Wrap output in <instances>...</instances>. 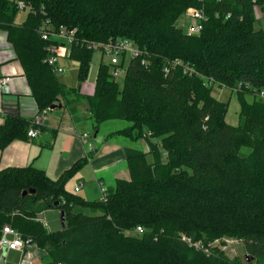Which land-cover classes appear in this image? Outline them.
Wrapping results in <instances>:
<instances>
[{
    "label": "trees",
    "instance_id": "trees-1",
    "mask_svg": "<svg viewBox=\"0 0 264 264\" xmlns=\"http://www.w3.org/2000/svg\"><path fill=\"white\" fill-rule=\"evenodd\" d=\"M18 3L28 11L21 25L15 24ZM191 8L206 16L197 35L176 25ZM258 8L264 14V0H0V30L38 112L60 104L73 114L83 101L95 133L102 124L126 122L109 137L131 145L144 140L149 148L127 159L129 180H117L98 202L66 189L87 157L57 180L33 166L1 170L0 239L10 227L51 264H264V101L258 98L264 27L257 26ZM45 23L76 31L69 59L79 64L80 82L89 70L90 44L128 40L141 54L128 61L121 87L101 63L94 94L84 96L45 64L52 43L41 38ZM175 61L193 72L184 73ZM215 87L236 95L237 126L226 122L230 102L215 98ZM30 128L31 121L8 116L0 151L28 141ZM50 211L59 215L57 230L38 219ZM224 239L244 246L245 263L211 247Z\"/></svg>",
    "mask_w": 264,
    "mask_h": 264
},
{
    "label": "crops",
    "instance_id": "crops-1",
    "mask_svg": "<svg viewBox=\"0 0 264 264\" xmlns=\"http://www.w3.org/2000/svg\"><path fill=\"white\" fill-rule=\"evenodd\" d=\"M20 11H25L28 15L27 10ZM27 15L21 23H17L15 18V24L21 25ZM4 80H7V83L3 89L0 88V127L11 115H18L28 121L34 119L38 114V108L31 95L23 68L7 40L6 32L0 30V86ZM63 116L67 118L66 122L62 121ZM45 118V125L36 138H28V141H15L5 150L0 151V171L7 168L33 166L44 171L51 179L57 180L78 160L87 157L100 187L108 189L114 187L117 180H129L127 168L129 157L148 153L149 150L147 145L144 151L135 152L132 150L133 145L128 146L126 142L120 143L118 138H110L111 133L119 130L116 129L104 140L105 143L114 146L108 148L107 152L99 153L96 141L91 142L88 138L87 127L89 124L92 125V122L89 119L85 102L77 104L73 114L68 108L62 106L61 109L46 111ZM98 134L99 131L94 137L95 140ZM122 147L125 148L124 151ZM100 166L104 167L97 170ZM74 182V190L79 183H82L81 190H83L84 183L80 179ZM43 215H46L44 225L48 230L60 228L58 213L50 211ZM19 261L20 253L18 252H0V264H18Z\"/></svg>",
    "mask_w": 264,
    "mask_h": 264
},
{
    "label": "built area",
    "instance_id": "built-area-1",
    "mask_svg": "<svg viewBox=\"0 0 264 264\" xmlns=\"http://www.w3.org/2000/svg\"><path fill=\"white\" fill-rule=\"evenodd\" d=\"M203 2L204 0H198ZM222 1V0H216ZM18 8L23 10L26 8L24 3H18ZM189 18L192 19L193 24L189 26L191 32H188L190 35H197L202 31V24L206 20L205 13L203 9L191 8L186 13ZM40 35L43 41L52 42L46 48V58L44 60L45 64L52 70L56 76H60L66 73L67 69L60 66L61 59H69L70 56V47L76 40V31L67 30L64 27L59 29H53L48 23H45V26L40 29ZM88 48L97 51H100L102 54H105L109 57V67L110 74L115 81L123 80L126 75L127 63L130 59L138 57L141 52L140 50L133 45L132 42L128 40H118L114 42H109L107 44H90ZM175 65L182 67L184 73L193 71L189 70L188 67H183V64L179 61H175ZM167 72V70H166ZM7 83V80H4L1 83L0 88H4ZM237 91L241 90V87L235 89ZM258 98L264 100V91H261L258 94ZM46 118L45 112H38L34 119L31 120V128L28 130V137L34 139L38 136L39 130L38 127H43L45 125ZM86 137V136H85ZM82 183H79L75 188L74 192L78 193L82 188ZM105 188L101 187V193L103 199L106 196ZM137 233L141 232L140 228H137ZM182 241L188 244L189 246L200 250L198 243L193 244L190 239L183 237ZM235 240L224 239L222 241L214 242L211 247H217L222 252H225L227 256L231 259L235 258L229 256V253L232 250V246L235 243ZM33 249H37L28 239L21 238L16 232H14L10 227H4L2 230V237L0 239V252H18L20 253V261L18 264H33ZM32 250V251H31ZM205 253H209L208 249L204 250Z\"/></svg>",
    "mask_w": 264,
    "mask_h": 264
},
{
    "label": "rangeland",
    "instance_id": "rangeland-1",
    "mask_svg": "<svg viewBox=\"0 0 264 264\" xmlns=\"http://www.w3.org/2000/svg\"><path fill=\"white\" fill-rule=\"evenodd\" d=\"M255 13H256L257 20H258V25H257L258 28L264 27V14L259 10V8L256 9ZM26 15H27V12L19 11L16 16L17 23L19 22L21 23L23 19H25ZM191 24H193V21L191 18H189L187 14L182 16L176 23L177 27H179L180 29H182L183 31L187 33L191 32L189 29V26ZM101 63L108 64L109 57H107L105 54H102L100 51L94 50L92 57H91L89 70L86 75V78L83 82H80L79 77H78L79 75L78 62L73 59H61L60 66L65 67L67 71L65 74L58 76L59 80L61 83H63L69 88L78 89L80 93L84 96H92L95 92L97 72H98L99 65ZM118 84L121 87L123 85V80H119ZM214 97L223 102L225 101L230 102V107H229V111L226 117V122L231 126H237L238 125V113H239L240 107H239V103L237 101L236 95L226 89L215 87ZM248 99L251 100L252 98H248ZM82 103H83L82 101L77 102V104H82ZM62 121L66 122L67 118L63 116ZM127 126L128 124L122 121L108 122V123L102 124L98 130L99 131L98 138L97 140H95L94 139L95 131L92 125L89 124L87 127V130L89 132L88 134L89 141L91 142L96 141L99 153H101L102 151H106L108 150V148H111L112 146H114L113 144L105 143L104 142V140L106 139L105 137H107L109 133L115 131L116 129H123ZM118 140L120 143L126 142L125 140H122V139H118ZM111 142H115V141H111ZM155 142L159 143L158 140H156ZM126 144H128V146H131V143H129L128 141L126 142ZM132 145H133L132 150H134L135 152L144 151L145 148L147 147V143L144 140L139 141L138 143L132 144ZM148 160L151 161V156H148ZM101 167H104V166L97 167V170H101L102 169ZM93 171L94 169L91 167L90 162H88L82 169H80V171L72 179L69 180L67 184V190L71 193H75L73 192L74 183H75L74 181H77L78 179H80L81 182L84 183V188L83 190H81L80 193L78 194L75 193V194L89 202L101 201L103 199V195L101 193L100 183L95 177V174ZM45 216L40 215L38 217L39 221H41L43 224H46L45 222L46 218H44ZM46 229L48 230V228ZM232 250L233 251L229 253V256L231 257L235 256L241 259L243 263H245L246 252H245L244 246L237 243L236 241L232 246ZM32 252H33L32 254L33 264H51V258L45 252H41L38 249H33Z\"/></svg>",
    "mask_w": 264,
    "mask_h": 264
},
{
    "label": "water",
    "instance_id": "water-1",
    "mask_svg": "<svg viewBox=\"0 0 264 264\" xmlns=\"http://www.w3.org/2000/svg\"><path fill=\"white\" fill-rule=\"evenodd\" d=\"M61 108H62V105H60V104H56V105L51 106L50 110L53 111V110L61 109ZM96 135H97V133H95L94 137H96ZM30 193L33 194L34 191H31ZM26 194H27V192H24L23 195H26ZM61 227L64 228V225H62ZM245 258L247 259V257H245Z\"/></svg>",
    "mask_w": 264,
    "mask_h": 264
}]
</instances>
